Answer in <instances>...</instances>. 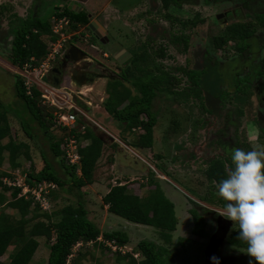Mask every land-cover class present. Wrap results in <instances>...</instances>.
I'll return each instance as SVG.
<instances>
[{"label": "rangeland", "instance_id": "1", "mask_svg": "<svg viewBox=\"0 0 264 264\" xmlns=\"http://www.w3.org/2000/svg\"><path fill=\"white\" fill-rule=\"evenodd\" d=\"M235 1L237 0L225 1L217 5L214 2L204 5L203 0H198L196 5L184 4L164 10L159 0H101L98 3L89 0L87 7L92 10L93 22L95 21L101 26L98 27L100 31L108 32L107 36L110 42L103 45L96 38L88 36L90 33H74L66 38L63 48L59 50L55 61L51 63L53 66L66 56L67 66L61 71L60 82L56 85L70 93L73 103L99 124L84 120L93 132L104 136V149L93 173L95 182L92 185L83 186L79 193L86 192L92 199L101 197L107 191V187L122 182L126 183L131 191L142 197L153 187L149 181L150 173L153 172V182L159 185L164 195L174 204L177 225L171 233L169 243L165 242L160 231L153 227L136 224L114 214L110 216L100 208L104 203L99 198L95 201L97 203L88 207L92 210L88 218L98 223L100 230L126 232L129 236L126 245L132 248L133 252H138L134 251L137 243L146 239L154 241L158 245H164L171 252L175 251V260L178 262H180V251L184 248L193 255L196 253L192 264H206L203 254L204 247L208 237L216 228V218L223 211L224 206L222 198L218 195L217 185L214 182H209L205 171L212 160L223 158L226 160L225 166L228 174L232 168L230 149L263 150L264 132L260 128L261 122L258 123V119H256L258 108L254 92L250 91L248 95L246 94L247 97L241 95L240 98L237 96L239 94H236V91L227 85L230 82V72H238L246 62L244 56H241L236 50L238 40L228 41L226 39L220 46L215 42L218 36L225 33L226 26L220 27L215 24L212 15L221 11L220 8L233 7ZM17 3L21 8L18 10L19 15L27 17L31 13L30 6L21 3V1ZM50 4L44 6L43 11L46 10L47 13L41 16L48 21H50L52 17L50 14L53 11V5ZM11 7L9 11L5 10L6 12H4V9L3 12L1 11L0 19V101L8 107L13 137L17 141L28 144L30 160L20 156L17 159L19 166L16 174L8 165V155L4 154L5 159L0 169L8 173V178L17 177L25 170L30 171L32 165L38 170L43 165L42 153H44L58 174L67 179L58 158L50 150L48 138L42 134L38 125L34 122L30 123L33 139L28 138L21 127V118L28 119V115L22 111V102L15 94L14 75H16L17 67L13 66L8 59L10 41L13 36L9 31V26L11 21H14V16L10 12L13 9ZM170 13L186 20L194 19L195 14L198 13L203 22L196 20V24H187L181 30L180 24L172 23L167 18ZM249 17L252 18L253 15H244L243 19H249ZM259 17L262 18V14ZM236 20L229 19L227 23ZM255 28L258 33L261 31L260 27ZM170 31H174L176 35L184 31L188 36L183 52L180 43H174L171 40L170 35L173 33H169ZM69 33L72 34L73 30H70ZM43 37L45 40L47 39V35ZM90 44H95L96 47H92ZM120 48L127 49L128 53L145 52L147 59L139 62L143 70L151 71L153 74L168 72L172 78V86L162 83L159 88L165 87L176 94L158 91L152 104V111L156 115V124L153 128V143L150 148L139 149L131 146L130 144L136 140L139 130L124 129L103 106L108 96L106 92L108 81L113 79H120L124 86L132 90V94L140 95L139 91H134L131 84L132 81H141V73L134 71L130 78L125 79L120 73L121 68L126 67L129 63L126 60L128 57L123 61L126 63L117 61L114 55L117 53L115 51ZM203 49L212 51L211 55L220 61L219 66L209 67L210 71L202 82L205 90H202L200 85L195 86L185 72L201 67ZM255 50L256 48L252 50L254 54ZM103 51L108 53V58L104 59ZM66 53H68V57ZM121 58L122 56L118 60ZM255 60L256 63L257 60L259 62V55ZM87 63L88 65L85 66ZM177 67L185 68L176 73ZM87 70L101 72V75L90 80L73 78V75L78 77L81 71ZM217 74L222 77L226 75V81L224 80L221 86V90L225 91L226 95L222 98L219 97L220 94L215 87L219 81V79L214 80ZM210 76L213 79L207 80ZM238 79H241L239 74L237 75ZM196 89H200L202 95L197 96L194 93ZM210 91H212L211 97L209 96ZM248 96H251L249 101H247ZM239 110L241 113L238 112ZM255 121L257 124L254 123ZM229 126H232L233 129L232 127L230 129ZM64 132L65 130H60L57 127L51 130L55 140L62 138ZM65 189L66 186L58 188L52 194L53 206L46 211H57L64 205L73 204L80 199L76 190ZM82 197L84 196L82 195ZM192 207L199 212L202 211L201 207L208 211L204 213L206 237H198L192 233L193 221L189 212ZM5 211L10 215L17 216L15 210L11 208H5ZM54 219H58V216L55 215ZM234 226L235 223L232 222L230 230ZM38 241L40 245L36 252L40 256L42 253V260L47 262L49 245L43 237L38 238ZM14 247V245L9 246L0 257L2 262H8V256ZM89 247L92 246H82L74 252L77 255L79 251L90 249ZM245 249L224 242L218 251V257L233 258L235 264H248L249 257L246 255ZM140 259V255L136 259L134 258L133 264H138ZM32 261L30 262L33 263ZM173 264L178 263L174 262Z\"/></svg>", "mask_w": 264, "mask_h": 264}, {"label": "trees", "instance_id": "2", "mask_svg": "<svg viewBox=\"0 0 264 264\" xmlns=\"http://www.w3.org/2000/svg\"><path fill=\"white\" fill-rule=\"evenodd\" d=\"M162 8L168 10L170 7H180L184 3L188 5H196L197 0H159ZM5 9V6H2ZM66 16L70 21V30H77L80 26L87 27L90 19L88 12L81 10H63L56 12V16ZM10 23L9 31L12 33L11 48L8 54V59L13 66L20 67L24 62L34 57L40 60L47 49V44L43 36L49 35L55 38L51 31L50 21L41 20L38 16L28 15L26 18H21L14 15ZM168 19L172 23L177 22L180 26L192 25L197 22H202L199 14H195L194 19H182L169 14ZM196 20H198L196 22ZM182 30V29H181ZM232 33L233 38H237V48L244 49L245 44L242 42L248 33L246 29L238 24H233L226 29ZM181 31L180 34H175L174 31L171 40L174 43H180L186 48L188 36ZM234 32V33H233ZM230 33H225L218 36L215 40L216 45L220 46ZM131 53V52H130ZM162 54V53H161ZM147 59L146 53L142 52L131 53L129 67L123 78H130L133 71L140 72L141 81L133 82L131 86L134 91H139L140 95L132 94V90L124 86L120 79L108 81L107 99L104 101V108L108 114L117 120L125 129H139L136 140L130 145L136 148H150L153 143V128L156 124V115L152 111V104L158 91L170 92L165 87L159 88L160 84L166 83L173 85L170 73L160 72L153 74L151 71L143 70L139 63ZM192 83L197 86L199 77L202 71L189 70L185 71ZM209 73V72H208ZM207 73V74H208ZM15 94L22 102V111L28 115V119L21 118V127L28 138L33 139L31 122L36 123L42 134L49 140V147L53 155L58 158L59 163L64 169L67 179L62 178L56 171L52 162L42 153L43 165L40 169L31 166L30 171L26 173L25 182L34 186L39 182H55L56 189L49 193L51 201L52 194L58 188H64L68 191H77L80 198L73 204H66L62 208L54 212L43 211L37 203L32 199L18 197L20 189L18 187H8L3 182V178L8 173L0 169V257L7 251L9 246L14 245V250L9 254L8 262L4 263L0 260V264H28L38 247V238L43 237L49 245L48 264H65L67 256L71 253L73 245L82 240L84 242L96 239L102 236L104 239L115 240L119 245H125L129 241V236L122 230H100V228L88 218V211L82 200V193H79L81 188L93 182V173L97 166V161L102 154L104 142L86 126L83 131H75L78 139L88 140V144L79 148L80 158V173L76 171V165H69L62 157L60 144L62 138L67 134L65 128L57 127L54 122L52 109L43 105L39 99V91L32 90L31 95H27L23 85L21 76L14 75ZM202 81V80H201ZM204 81V80H203ZM169 86V87H170ZM168 87V88H169ZM246 92L245 85L240 82L237 84L236 94L241 98ZM198 96L200 90H194ZM177 95H179L177 93ZM186 95V94H184ZM188 96V95H187ZM241 113V111L239 110ZM79 125L83 122L81 116H77ZM65 130L62 138L56 139L51 134L52 128ZM115 145V143H113ZM264 150V142H263ZM4 154L8 155V161L11 168H17L19 163L17 159L22 156L30 160L28 144L23 141H17L11 132L10 121L8 117V107L0 101V166L4 161ZM62 157V158H61ZM226 160L218 158L212 160L208 165L205 175L209 182H214L216 185L227 178ZM160 169V168H158ZM150 183L153 186L145 196H138L131 191L126 183L117 182L110 185L108 191L103 195L102 202L107 205V211L110 214L119 216L127 221L153 227L160 231L162 239L169 243L171 233L176 229L177 219L174 211V204L164 195L163 191L155 182H153V172L150 173ZM10 189V191H9ZM8 192V193H7ZM53 202L51 204L53 206ZM194 202V201H193ZM195 203V202H194ZM197 204V203H196ZM223 206L225 201L222 199ZM5 208L15 210L17 216L8 214ZM42 210V211H41ZM201 212L195 208H190V215L193 221L192 233L198 237H206L204 213L206 208L201 207ZM57 215L58 219H54ZM238 227L235 225L230 230L226 243L239 247L246 248L247 245L237 239ZM106 250L109 249L102 243H95ZM93 245V246H94ZM137 249V250H136ZM134 251L140 253V261L138 264H192L195 260V254L187 252L186 249L180 251V262L175 260V251L171 252L164 245H158L154 241L140 240ZM86 253V252H85ZM83 251H79L73 259V264H83L82 258L86 256ZM115 257L117 264H133L134 257L131 253L121 255L119 253L112 254Z\"/></svg>", "mask_w": 264, "mask_h": 264}, {"label": "built area", "instance_id": "3", "mask_svg": "<svg viewBox=\"0 0 264 264\" xmlns=\"http://www.w3.org/2000/svg\"><path fill=\"white\" fill-rule=\"evenodd\" d=\"M51 31L58 37L50 38L46 42L47 49L44 56L40 60H36L31 57L24 62L20 67H17L15 71L17 75L21 76L23 85L27 95L32 94V90L35 88L39 91L40 102L52 109L54 116V122L57 127L65 128L67 134L62 138L60 144V150L62 151V157L67 164L76 165V171L80 173V154L79 148L88 144V140H80L75 135V131H83L88 124L84 120H89L95 124L94 121L87 113L79 109L74 103L72 95L58 85L52 83L49 79L44 80L48 71L51 68V63L55 61L56 55L59 50L63 48L66 38H69L74 33L70 34V21L66 16L53 15L50 19ZM47 78V77H46ZM79 113V114H77ZM82 117V123L79 125L77 116ZM99 125V124H98ZM140 130V128L138 129ZM18 172V170H17ZM17 172H15L17 174ZM26 173L17 175V177H4L2 180L8 187H18L20 189L18 197H24L25 199H32L43 210H49L52 207L49 193L51 190L56 189L55 182L42 181L34 186H30L25 182ZM95 243H102L106 246L111 254L119 253L126 255L131 253L136 259L140 253L133 252L132 248L125 245H119L115 240L104 239L102 236H98L96 239L89 241H77L72 248L71 253L67 256L65 264H71L74 256V251L82 246H93Z\"/></svg>", "mask_w": 264, "mask_h": 264}, {"label": "flooded vegetation", "instance_id": "4", "mask_svg": "<svg viewBox=\"0 0 264 264\" xmlns=\"http://www.w3.org/2000/svg\"><path fill=\"white\" fill-rule=\"evenodd\" d=\"M225 1H230V0H203V4L206 5V4H210L211 2H214L217 5V4H221L222 2H225ZM197 4H198V2H197ZM0 5L5 6L7 8L11 7V5H8V4L3 5L2 2H0ZM5 10H6V8H5ZM220 10L221 11L215 12L212 15L213 16L212 18H213L215 24H218L220 27L226 26L224 29L225 33H230L228 31H226V29L233 24H238V25L244 27L247 30L246 33H248L246 38L242 41L245 44L243 50L238 49L237 44H236L237 52H239L241 54V56H244V59L246 60V62L239 69L240 71L238 70V72L237 71L236 72L235 71L230 72V74H229V81L230 82H228L227 85L236 91L237 90V84H239L240 82L242 83V85L244 84L246 87V92L243 95L240 93V95H242V96H244L246 94L248 95V92H250V91L254 92L253 95L255 96L256 106L258 108L256 110V119H258V123L261 122L260 128L264 132V0H237V1H235L233 7H231V8L224 7V8H220ZM1 11L3 12L2 8L0 9V15L2 14ZM12 11L13 10L10 11L12 14L18 16L16 14V12H14V11L12 12ZM260 14H262V18L259 17ZM244 15L245 16L253 15V17L252 18L249 17V19H246V18L243 19ZM88 17L90 19V22L88 23L87 27L80 26L82 29H79L80 28L79 27L77 30H73V33H90L88 36L96 38L98 40V42H100L101 44H103V45L108 44L110 42V39L107 36L108 32H106V30L100 31L99 28L96 27L95 23L92 22V15L91 14H88ZM229 19H237V20L234 22H231V23H227L229 21ZM225 24H227V25H225ZM255 27H260L261 31L258 33V31ZM86 29H87V31H86ZM181 29H182V26H181ZM231 34L232 33H230L229 35H226L228 37V39H227L228 41H231L232 39H237V38H233V36H231ZM90 46L96 47L95 44H90ZM254 48H256L255 54L252 51V50H254ZM181 49L183 52V50L185 48L183 46H181ZM121 50H125L128 53L127 49H125V48L117 49V51H115V52L118 53ZM176 52H177V50H176ZM211 52L203 49V51H202V53H203L202 61L203 62L201 63V67H198L197 69L194 68L195 70L202 71V75H201V77H199V80H200V78L202 80V81L201 80L199 81L201 83L202 90H205L204 84H202V82H203V80L206 79V76L208 75L207 73L210 71L209 67L212 65L213 66L214 65L219 66V62H220V61H217L216 57L211 55ZM66 54L68 57V53H66ZM128 54H129V56L122 54V58L120 60H118L116 54L114 56L116 57L117 61H120L122 63H126V62H123L124 61L123 59H126V57H128L126 60H129L131 57V53L129 52ZM102 55L104 56V59L109 57V55L106 51H103ZM258 55H259V62L257 60V63H256L255 58ZM119 57H121V56H119ZM121 60H123V61H121ZM66 61H67V58L65 56L64 59H61L58 63L54 64L51 67L50 71L46 75L47 79H49L51 82H54V80H56L59 83L60 82L59 79L61 78V73H62L61 71L67 66ZM87 65H88V63L85 66H87ZM128 68H130L129 64H127L126 67L121 68L120 73L122 76H124L126 69H128ZM184 68L183 67H177L175 69V72L177 73L178 70L183 71ZM191 70H193V69H191ZM172 71H173V69L171 70V72ZM83 72L84 71H81V74H79L78 77H76V75H73V78L90 80V79L96 78V76H98V75H101V72H95L93 70H87L84 73ZM133 73H134V71H133ZM238 74L240 75L241 79L237 80ZM210 79H213L212 76L207 78V80H210ZM217 79H219V81L215 85V87L217 88V90L220 94L219 97L222 98V96L226 95L225 91L221 90V86L223 85L222 84L223 81L226 79V75L224 77H222V76H219L217 74L214 77V80H217ZM231 83H232V86H231ZM211 92L212 91H210V95H209L210 97L212 94ZM199 95H202V93ZM247 95H246V97H247ZM250 97L248 96L247 101L250 100ZM256 121L254 123L257 124ZM231 127L232 126H229L230 129H231ZM232 129H233V127H232ZM207 212L208 211H206V213ZM229 232H230V230H229ZM225 242H226V240H225ZM219 261L221 264H235V260L233 258H228V259L219 258Z\"/></svg>", "mask_w": 264, "mask_h": 264}, {"label": "clouds", "instance_id": "5", "mask_svg": "<svg viewBox=\"0 0 264 264\" xmlns=\"http://www.w3.org/2000/svg\"><path fill=\"white\" fill-rule=\"evenodd\" d=\"M232 168L218 185L225 201L219 214L238 227L237 239L247 247L248 264H264V150H229ZM212 264H220L212 256Z\"/></svg>", "mask_w": 264, "mask_h": 264}, {"label": "crops", "instance_id": "6", "mask_svg": "<svg viewBox=\"0 0 264 264\" xmlns=\"http://www.w3.org/2000/svg\"><path fill=\"white\" fill-rule=\"evenodd\" d=\"M19 1H21V3H25V4H28V6H30L29 8H31V15H33V16H38L41 20H45V19H43L41 16H44V13H47V11L46 10H44L43 11V9H45L44 8V6H46V4L47 5H51L50 3H52V5H53V11L51 12V14H50V16H53V15H55L56 16V12H59V11H61V10H63V8H66V9H70V10H81V9H84L85 11H87L88 12V14H91V15H93L92 14V10L91 9H89L88 7H87V2H89V0H26V2H24V0L22 1V0H3V1H1L2 3H3V5L4 4H8V5H13L12 7H13V11L14 12H16V14L19 16V17H21L19 14L20 13H18L19 11L18 10H20L21 8H19V5H18V3L17 2H19ZM98 1H101V0H91V2H95V3H98ZM102 3V2H101ZM11 7V8H12ZM16 7H17V9H16ZM2 8V6L0 5V9ZM6 8V10L7 11H9V8H7V7H5ZM5 10V9H4ZM12 11V12H13ZM4 12H6V11H4ZM29 14V15H30ZM21 15H23V14H21ZM1 16L2 15H0V19H1ZM28 16V15H27ZM21 18H26V17H21ZM51 19V18H50ZM48 21V20H47ZM92 21H93V19H92ZM90 22V21H89ZM93 23H96L95 21L93 22ZM96 25V27H100V25H98L97 23L95 24ZM47 39L45 40L46 42L48 41V39L50 38V36L49 35H47V37H46ZM12 40V39H11ZM10 43H11V41H10ZM11 45V44H10ZM10 48H11V46H10ZM116 54V56H117V53H115ZM113 144V143H112ZM105 145V144H104ZM130 147V146H129ZM103 149H104V147H103ZM103 149H102V152H103ZM140 149V148H139ZM8 165H9V161H8ZM10 166V165H9ZM10 169H12L13 170V168H11L10 167ZM17 169L18 168H14V172H17ZM7 172H10V171H8V170H6ZM27 171V170H26ZM6 177V176H5ZM95 182V180H93V182L91 183V184H88V185H92L93 183ZM112 185H114V184H112ZM108 189H109V187H107V191H108ZM106 191V192H107ZM105 192V193H106ZM104 193V194H105ZM95 194V193H94ZM103 194V195H104ZM97 195V194H96ZM103 195H101V197L100 196H98V197H93V199H92V197H90L89 195H88V193H86V192H84L83 193V196L84 197H82V200H83V202H84V205H85V207H86V209H87V211H88V213L90 214L91 212H92V210L90 209V208H88V207H90L93 203L95 204V203H97V202H95V201H97V198H99V200H102V197H103ZM86 196V197H85ZM94 196V195H93ZM102 206H100V208L101 209H104L105 211H106V213L107 214H109L110 216H112V214H110L108 211H107V205H103V204H101ZM89 216V215H88ZM94 222V221H93ZM97 226H99L98 225V223H96V222H94ZM38 240V239H37ZM39 242V241H38ZM39 245H40V243L38 244V247H37V249H36V251L38 250V248H39ZM90 249H86V250H84L83 252L86 254V256L85 257H83L82 258V260H81V262L83 263V264H117L116 262H115V257L110 253V251H108V250H106L104 247H102V246H99V245H97V246H92V247H89ZM96 249H98V250H96ZM34 252V254H33V256H32V258H31V260H33L32 262L33 263H31V264H40V263H44V264H48V258H47V256H46V258H47V262L45 261H43L42 260V257H43V255H42V253H41V256L38 254V252ZM98 252H100V253H98ZM98 253V254H97ZM38 254V255H37ZM48 254V253H47ZM76 256V253L74 252V256H73V258H72V261H71V264H73V259H74V257ZM30 260V261H31ZM30 263H28V264H30Z\"/></svg>", "mask_w": 264, "mask_h": 264}, {"label": "water", "instance_id": "7", "mask_svg": "<svg viewBox=\"0 0 264 264\" xmlns=\"http://www.w3.org/2000/svg\"><path fill=\"white\" fill-rule=\"evenodd\" d=\"M122 54L129 56V54L125 50H121L117 53V58L119 59V56H122ZM123 60H121V61H123ZM43 79L47 80L46 77H44ZM53 83L57 84L58 82L56 80H54ZM96 135L104 142V136L103 135H99V134H96ZM231 226H232V221L227 220L220 215L217 216L216 228L211 233V235L208 237L207 243H206V245L204 247V251H203L204 261L206 264H212V261L210 259L212 256L218 257V251L221 248V246L224 244Z\"/></svg>", "mask_w": 264, "mask_h": 264}]
</instances>
